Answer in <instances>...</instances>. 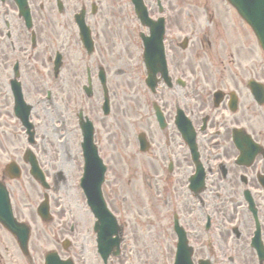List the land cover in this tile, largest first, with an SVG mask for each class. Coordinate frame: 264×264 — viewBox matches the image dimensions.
Wrapping results in <instances>:
<instances>
[{"label":"flooded vegetation","instance_id":"obj_1","mask_svg":"<svg viewBox=\"0 0 264 264\" xmlns=\"http://www.w3.org/2000/svg\"><path fill=\"white\" fill-rule=\"evenodd\" d=\"M115 1L104 0L100 9L99 0H0V181L15 218L32 228L27 258L0 225V264H39L46 245L78 263L79 226L84 216L89 223V214L78 209L80 112L91 123L97 158L113 176L110 189L118 202L110 204L105 194L104 200L117 216L124 252L129 246L139 253L140 231L131 228H149L150 264H171L185 251L193 264L205 258L211 264H264V50L251 27L226 0H139L138 7ZM82 12L90 51L75 22ZM112 20L120 25L114 28L125 63L115 84L134 86L141 101L117 113L110 106L104 114L99 74L109 92L108 75L94 60L99 49L102 56L104 47L109 51V41L116 44ZM146 38L167 72L155 74L153 91L144 83ZM62 92L68 94L64 108ZM78 94L87 98L80 111ZM25 114L31 137L22 126ZM29 156L44 183L31 176ZM68 162L76 170L70 181ZM123 174L135 189L129 197L119 188ZM41 201L49 221L35 214ZM90 217L85 239L94 254Z\"/></svg>","mask_w":264,"mask_h":264},{"label":"rangeland","instance_id":"obj_2","mask_svg":"<svg viewBox=\"0 0 264 264\" xmlns=\"http://www.w3.org/2000/svg\"><path fill=\"white\" fill-rule=\"evenodd\" d=\"M100 1V9H102L105 4H104V0H99ZM112 4L111 5H116V1L112 0ZM99 3V2H98ZM114 26H117L120 28L119 22L118 20H112L109 21V31L110 33L113 35L112 38L115 40V43H112L111 41H109V51L104 47L105 49V55H101L100 49L98 50V54L100 56H95L94 62H100V64H104L105 68H106V72L108 75V86H109V91H110V104H111V110L114 109V111L117 113L118 109H127V108H132V106H134V108L139 107L138 104L139 101H141V95L139 96V93L135 92L134 86L131 89H128L127 85H124V87H121L120 85H116L115 82H117V84L122 80L120 77H118L116 75V70L117 68L121 69L124 67V56L122 54V46L120 45V42L118 40V35H117V31L114 28ZM196 66V65H195ZM138 83V80H136ZM61 91V90H60ZM58 90H57V94H58ZM80 93V92H79ZM53 94L54 91H53ZM95 100H98V98H100V90L95 91ZM68 94H64L63 92L60 94V100H61V105L62 108H64V98L67 97ZM78 96H82L81 94H78ZM148 97V96H147ZM147 97H143V99H146ZM57 96L54 98L55 101H58L60 104V101L57 100ZM84 99V98H83ZM80 101V100H79ZM88 102V101H87ZM86 103V101H85ZM87 104V103H86ZM125 106V107H124ZM131 113V111H129ZM125 113L127 114V110L125 111ZM116 116V115H115ZM69 127V125H68ZM60 131H66L67 128H63V129H59ZM1 139H3V136H1ZM3 141V140H2ZM72 164L70 162H68V169L69 172L66 174L67 176V180L70 181L75 175H76V170L73 169ZM112 175L110 173H108L107 175V183L104 185V194L105 197L108 199V202L110 204H116V202H118V198L114 196V192L115 191H111L110 189V179H112ZM116 177V176H115ZM130 176L129 175H122L121 178V183L122 185L119 187L122 192H124L127 197H129L130 195L134 194L135 189H133L130 186ZM132 188V189H131ZM113 197V198H112ZM112 198V199H111ZM129 200V204H131V206L134 205V203ZM129 204H125L122 208V211L124 213H126L127 215L130 214V210L131 207ZM19 208L24 211V212H29V207H23V206H19ZM78 209L82 212V208L79 205ZM86 217L84 216L83 218V222L80 224L79 229L81 230V236H78V240L81 243V247H77L76 248V252L78 255V263L81 264H96V259L93 255V253L90 251V245L89 242L87 241V239H85L86 235V231L85 228H88V220L86 221L85 219ZM90 221V219H89ZM131 228V226L129 227ZM131 231L134 232V234L138 235V232L140 231V241L141 244H139L138 246L139 248V253L136 255H134L133 253H131L130 248L128 246L127 250L125 251L124 255H121L119 257V259L115 262V264H150V256L152 257V253L150 252V239H149V232L150 229L149 228H141L140 230L138 229H134L131 228ZM85 239V241L83 240V238ZM139 239H135V242H138ZM32 245V244H30ZM131 247H133V243L130 244ZM155 259V256H154ZM156 261V259H155ZM155 261L153 264H155ZM152 262V260H151ZM39 263V262H38ZM77 263V264H78ZM98 264V263H97Z\"/></svg>","mask_w":264,"mask_h":264},{"label":"water","instance_id":"obj_3","mask_svg":"<svg viewBox=\"0 0 264 264\" xmlns=\"http://www.w3.org/2000/svg\"><path fill=\"white\" fill-rule=\"evenodd\" d=\"M0 222L5 224V226L14 230V228L12 227L13 221L10 216V210L6 198V192L2 186H0ZM18 229L19 228L15 227V231H18Z\"/></svg>","mask_w":264,"mask_h":264}]
</instances>
